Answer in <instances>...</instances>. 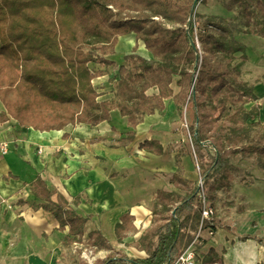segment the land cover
Wrapping results in <instances>:
<instances>
[{
	"label": "trees",
	"instance_id": "trees-1",
	"mask_svg": "<svg viewBox=\"0 0 264 264\" xmlns=\"http://www.w3.org/2000/svg\"><path fill=\"white\" fill-rule=\"evenodd\" d=\"M208 0H0V123L15 120L39 131L66 126H96L111 121L118 110L136 129L145 117L161 113L172 101L187 128L196 157L211 159L200 172L205 189L226 170L229 157L254 158L264 171V123L255 85L243 79L249 61L239 34L264 39V0H218L227 12L238 11L237 20L204 17L198 6ZM135 34L152 58L138 52L124 57L118 78L111 81L114 97L99 101L93 80L106 74L114 62L119 38ZM91 64L105 66L92 70ZM179 78V91L173 83ZM135 133L124 139L131 142ZM140 149L163 155L157 140H146ZM179 152L171 182L184 196L159 190L153 214L156 225L139 243L146 258L108 256L103 264H173L190 246L202 214L198 184L184 178ZM198 160V158H197ZM40 205L68 232L64 247L83 243L90 217L79 214L63 195L53 196L41 177L31 184ZM133 217L126 214L116 224L119 242ZM213 229L214 225L212 226ZM87 244L111 249L98 230ZM251 238L250 236L243 239ZM214 249L202 264L221 262ZM263 264V263H258Z\"/></svg>",
	"mask_w": 264,
	"mask_h": 264
},
{
	"label": "crops",
	"instance_id": "crops-1",
	"mask_svg": "<svg viewBox=\"0 0 264 264\" xmlns=\"http://www.w3.org/2000/svg\"><path fill=\"white\" fill-rule=\"evenodd\" d=\"M257 40L263 41L264 63V39L255 36L252 41L257 43ZM137 43V53L152 58L144 43L137 41L135 34H129L119 38L115 54L108 57L113 66L106 69L100 64L90 65L91 69L94 66L96 70H107L105 75L93 80L99 101L113 99L111 81L118 78L124 57L132 53ZM246 53L250 64L253 51L249 46ZM251 83L255 90L258 87L261 91L256 94L262 105L260 120L264 123V77L263 83ZM177 116L180 115L174 103L168 106L167 102L163 112L145 117L136 129L129 126L127 117L118 110L111 112L110 122L96 126L70 124L62 130L39 131L23 127L13 119L0 123V264H75L74 246L88 245L87 236L95 230L111 245V249L100 250L130 247L135 253L130 258H146L147 252L139 241L146 230L156 225L153 207L157 192L186 194L171 182L179 153L169 148L180 140L175 127ZM130 132L135 133V138L125 142ZM146 140L159 141L164 154L141 150L140 144ZM181 160L184 178L197 183L190 157L183 154ZM256 170L262 176L253 173L262 179L263 174ZM37 177L56 192L54 200L61 194L73 203L80 196V203L72 206L82 216L90 217L83 243L63 246L68 228L60 230L57 219L40 207L43 202L31 191ZM252 199L249 201L255 200ZM256 201L261 208L245 219H215L214 236L205 233L199 245L202 257L199 264L211 249L222 256L216 264H264L263 196ZM126 214L133 220L119 242L116 224ZM247 236L251 238L243 239ZM127 240H132L130 246Z\"/></svg>",
	"mask_w": 264,
	"mask_h": 264
},
{
	"label": "rangeland",
	"instance_id": "rangeland-1",
	"mask_svg": "<svg viewBox=\"0 0 264 264\" xmlns=\"http://www.w3.org/2000/svg\"><path fill=\"white\" fill-rule=\"evenodd\" d=\"M197 12L204 17H215L217 20L226 19L235 21L237 20L238 11L227 12L218 2V0H208L206 4L198 6ZM255 36L239 34L236 36L238 42L245 47L249 46L253 54L251 56L252 61L250 64H246L243 67V79L254 83H263L264 77V63H263V41H254ZM253 40V41H252ZM256 41V40H255ZM260 41V42H258ZM249 62V61H248ZM100 67H102L100 65ZM105 66H103L104 68ZM92 70H96L93 66ZM179 78H175L173 88L176 92L179 91L177 81ZM256 92L261 94L260 89L257 87ZM168 106L172 105V101H167ZM0 108L2 103L0 102ZM4 109V107H3ZM190 113H186L182 119L177 116L176 128L180 134V140L178 144L169 145L170 151L173 153L181 152L190 157L192 166L196 174V182L199 184L200 172L203 168L210 163L211 159L207 157L206 153L204 157L199 159L194 153L192 147L189 131L187 128ZM198 158V160H197ZM257 168V161L254 158H244L241 156L229 157L226 170L217 175L212 181V189H206V193L209 201L212 203L216 211L215 219H245L247 215L258 210L260 205L256 199L259 196H263V219H264V171L259 169L263 174V178H258L253 173V169ZM173 189V187L171 186ZM249 198L255 200L249 201ZM216 223V221H215ZM132 234L131 237H133ZM128 246H130L132 240H127ZM263 243H264V230H263ZM74 256L76 258L75 264H103V260L108 256L117 257H134L135 253L131 248L118 246L113 247L112 250L104 251L88 245H76L74 246Z\"/></svg>",
	"mask_w": 264,
	"mask_h": 264
},
{
	"label": "built area",
	"instance_id": "built-area-1",
	"mask_svg": "<svg viewBox=\"0 0 264 264\" xmlns=\"http://www.w3.org/2000/svg\"><path fill=\"white\" fill-rule=\"evenodd\" d=\"M199 203L196 206L202 214L199 229L190 246L174 261L173 264H199L202 257L199 254V245L204 241V234L214 236L212 226L215 223L216 211L212 203L209 201L203 181L200 178L198 184Z\"/></svg>",
	"mask_w": 264,
	"mask_h": 264
},
{
	"label": "bare ground",
	"instance_id": "bare-ground-1",
	"mask_svg": "<svg viewBox=\"0 0 264 264\" xmlns=\"http://www.w3.org/2000/svg\"><path fill=\"white\" fill-rule=\"evenodd\" d=\"M253 171H254V173H255L256 175H258V176H260V177L262 176V175L258 172V170H256V168H254Z\"/></svg>",
	"mask_w": 264,
	"mask_h": 264
}]
</instances>
